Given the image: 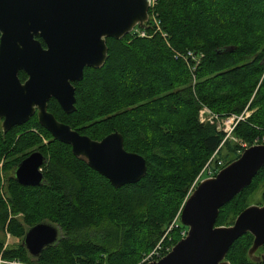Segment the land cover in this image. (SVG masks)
Instances as JSON below:
<instances>
[{
	"label": "trees",
	"instance_id": "1",
	"mask_svg": "<svg viewBox=\"0 0 264 264\" xmlns=\"http://www.w3.org/2000/svg\"><path fill=\"white\" fill-rule=\"evenodd\" d=\"M149 13L157 15L167 40L151 26L145 37L108 38L105 65L86 68L74 82L76 111L66 113L55 98L48 102L59 121L92 139L122 133L126 150L146 159L147 175L116 189L70 145L55 140L36 114L6 135L0 126V224L19 241L6 247L0 240L2 260L139 264L158 245L164 256L187 231L180 213L212 156L217 152L211 164L217 171L219 160L224 167L241 155L237 143L222 145L225 128L199 121L201 104L220 114H240L249 105L254 112L234 134L250 146L264 134V0H156ZM189 50L203 54L195 72L181 57ZM19 76L28 77L24 71ZM33 151L46 157L44 182L22 185L15 170ZM261 181L264 167L221 208L217 225L233 224ZM40 222L55 224L62 235L35 257L22 241ZM253 240L251 233L241 236L227 260L264 264L248 257Z\"/></svg>",
	"mask_w": 264,
	"mask_h": 264
},
{
	"label": "water",
	"instance_id": "2",
	"mask_svg": "<svg viewBox=\"0 0 264 264\" xmlns=\"http://www.w3.org/2000/svg\"><path fill=\"white\" fill-rule=\"evenodd\" d=\"M152 0H0V126L4 135L35 114L55 140L106 177L113 187L135 184L148 173L146 159L125 148L124 137L113 131L101 140L81 134L49 111L55 98L63 110L76 111L74 82L86 68H102L108 57V38L123 39L135 27L148 28ZM41 38V39H40ZM46 44V47L43 45ZM28 77L22 81L19 74ZM46 157L31 152L15 170L26 186L44 182ZM264 167V143L251 145L214 176L200 180L190 191L181 223L187 234L159 260L144 264H231L227 254L246 233L254 237L248 250L253 262L264 260V203L246 207L231 225H217L221 208L249 187ZM60 239L50 222L29 227L23 245L38 257Z\"/></svg>",
	"mask_w": 264,
	"mask_h": 264
},
{
	"label": "built area",
	"instance_id": "3",
	"mask_svg": "<svg viewBox=\"0 0 264 264\" xmlns=\"http://www.w3.org/2000/svg\"><path fill=\"white\" fill-rule=\"evenodd\" d=\"M155 3H156V0H152V5H151L150 9H152L155 6ZM148 24H149V26H151V28L154 30V32L160 31L162 33V36L166 40L168 39L167 38L168 34L161 30L160 20L158 19L157 15L155 13H152V14L149 13ZM130 33L136 34V35H138L140 37H145V36H147V29L146 28H142L140 26H137ZM181 57L188 64V66L190 67V70L192 72H195V70L197 69V67L199 66V64H200V62L202 60L203 54H197L196 52L189 50V51L183 52L181 54ZM236 118L239 121L242 118V116L232 115V116H229V117L225 118V121H223V123H222L223 127L222 128H225L227 130L225 139H227L230 136V134L232 133L233 129L235 128L236 124L234 123V121H235ZM199 119H200L201 123H207V122L213 123L214 119H216V115H215V113H213V111L209 107L203 105V108L200 110ZM216 153L209 160V162L207 163V165H206L205 169L202 171V173L197 177L195 183L193 184L194 188L200 182V180L202 179L204 174H207L208 176H214L220 170L219 168L223 167V165H224L223 160H219L217 162V168H218L217 171L211 166V164L213 165V161L215 160L214 158H215ZM186 234H187V231L186 232L184 231L183 232V237H185ZM162 249L163 248H161V246L158 245L156 247V249L151 254H149L146 258H144L143 261L141 263H139V264H143V263H146V262H149V261H153V260H159L160 258L163 257ZM166 249H167L166 252L172 250L169 247H167ZM1 262L8 263V264H23V263H20V262H18L16 260H14V261H4V260H2L0 258V263Z\"/></svg>",
	"mask_w": 264,
	"mask_h": 264
},
{
	"label": "rangeland",
	"instance_id": "4",
	"mask_svg": "<svg viewBox=\"0 0 264 264\" xmlns=\"http://www.w3.org/2000/svg\"><path fill=\"white\" fill-rule=\"evenodd\" d=\"M220 10H221V8H220ZM226 13H228V12H226ZM207 107H209V106H207ZM202 108H203V106L201 104V107H200V109L198 111V118H199V115H200V110ZM212 111L216 115V119H214V122L213 123L207 122V123H203V124L216 125L218 129L223 127L222 123H223V121H225V118H227L229 116H232V115L242 116V118L239 121L237 120V118L235 119L234 123L236 124V126H235V128L232 131V133L230 134V136L227 139H225L226 136L224 137L222 145L225 142H227V141L231 142V143L232 142L233 143H237L242 148V149H240L241 153L243 152V149H245V147L247 148V147L250 146V144L247 141L243 140L242 138H240L236 134H234L238 124L241 123V122L246 121L252 115V113L254 112V110H250L249 105L246 108H244V111L242 113H240V114H234V113L220 114V113H218V112H216L214 110H212ZM199 121H200V119H199ZM46 142H47V140H45V143ZM260 143H264V134L262 136H260L259 138H257L255 143H253V145L254 144H260ZM0 168H2V163H0ZM207 177H209V176L207 174H204L202 179H205ZM3 186L5 188H7V182L5 180L3 181ZM193 188L194 187H192V189ZM263 194H264V181H261V183L259 184V188L253 192V194L251 195L249 201L251 202V204H259V203L262 204V203H264L263 202V196H264ZM20 217H21V215H17L18 219H20ZM171 229H172V227L168 228V230H171ZM61 235H62V231L60 232V236ZM0 240L4 241L6 247H9V246H12V245H16L19 242L18 239L14 238L12 235H10V233H8L6 230L3 229L2 224H0Z\"/></svg>",
	"mask_w": 264,
	"mask_h": 264
},
{
	"label": "flooded vegetation",
	"instance_id": "5",
	"mask_svg": "<svg viewBox=\"0 0 264 264\" xmlns=\"http://www.w3.org/2000/svg\"><path fill=\"white\" fill-rule=\"evenodd\" d=\"M28 76V75H27ZM264 247V245L263 246H261L260 248H259V250L257 251V254L258 255H262V254H264V249H262ZM261 262H263L264 263V260H262ZM260 263V262H259Z\"/></svg>",
	"mask_w": 264,
	"mask_h": 264
}]
</instances>
